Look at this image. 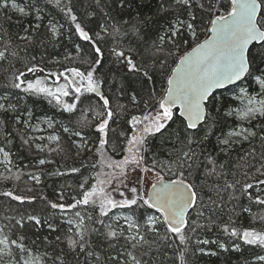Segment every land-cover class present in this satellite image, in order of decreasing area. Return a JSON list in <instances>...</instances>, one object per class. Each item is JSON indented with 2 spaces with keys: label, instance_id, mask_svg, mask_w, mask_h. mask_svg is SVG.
I'll list each match as a JSON object with an SVG mask.
<instances>
[{
  "label": "trees",
  "instance_id": "trees-1",
  "mask_svg": "<svg viewBox=\"0 0 264 264\" xmlns=\"http://www.w3.org/2000/svg\"><path fill=\"white\" fill-rule=\"evenodd\" d=\"M4 1L13 0H0V3ZM14 1L24 8L23 14L6 7L0 8V51L6 52V59L0 60V103L12 106L8 112L0 111V148H3L9 157L8 168L0 167V193L11 191L14 195L25 197V201L21 203L0 195V236H6L11 241L23 235L26 248L42 264H52L48 257L53 254L54 250L55 253H60L61 248L67 252V238L75 232L67 221L70 219L73 223H80L82 218L90 233L86 237L87 249L93 255L88 257L86 254H80L79 264H122L128 259V252H132L141 264H181L182 249L183 264H264V261L258 259L264 256V248L246 245L239 237H230L216 226L231 220L233 223L230 227L234 226L241 232L244 229L264 231V219H260L264 217V205L255 203V200L249 199L248 195H242L238 185L236 190L228 189L221 193L224 197V201L221 202L222 208L209 206L210 186L213 183L222 184L223 180L205 182L204 176L206 157H211L218 164L226 165L224 170L228 172L229 182L239 179L241 183L255 184V181L249 180L243 174L247 171L251 176L255 174V170L246 165L242 167L245 162L240 157L255 151L256 159L253 160L251 156L247 159L259 167V157L261 152H264V141L261 140V137H264V117L242 121L234 115H225L238 107V102L234 97L235 88L244 85L250 92L257 94L259 88L255 81L245 80L240 85L230 87L232 90L216 91L218 99L216 106L211 109L212 119L198 126L199 134L195 135L191 146L184 142L187 130L182 126V118L178 116L176 109L173 110L174 121L166 122L165 129L154 136L152 134L145 136L144 142L157 150L165 162L171 163L176 159L174 149L182 148L184 151L190 149L196 153L192 175L187 176L186 179L196 186L204 203L200 208L190 210L191 219L195 220L198 211H203L204 217L199 222L207 224L211 216L215 224L211 230L199 228L195 238L188 231L190 239L186 246H178V241L166 240L164 238L166 230L161 227L159 235L153 232L146 233L149 244H145L141 249H132L123 239L109 240L100 234L107 229L88 219L89 215L93 219L99 216L98 207L81 206L71 211L61 212L59 209H52L49 201L65 205L74 203L73 197L80 198L79 185L85 179L89 180V184L96 182L95 178L99 176L103 155L116 160L126 156L128 140L135 128L139 126V124L130 123L132 117L136 116L141 121H145L143 117L156 110L158 105L155 101L164 95L162 90L164 77L159 72V64L155 62L154 57L145 52V49L151 46L158 34H162L161 29L167 28L169 20L174 21L175 14H158L160 0H131L130 4L124 8L120 7L117 0H100L99 4L97 0H62L60 8L71 7L73 14L77 16V22L89 32L95 42L101 25L107 26L108 32L113 31V25L119 27L121 33L127 32V35L102 33L105 39L97 41L98 46L103 50V66L96 75L101 81V92L109 98L114 112L112 120L109 121L107 143L101 153L97 151L99 134L95 131V125L100 120L96 113L104 109L98 96L85 94L80 101L76 102L74 101L75 94L69 90L70 94L61 97V100L64 103L76 102L77 108L72 113H67L51 97L25 93L12 87V83L16 82L15 75L23 71L26 75L22 79L26 81L40 79L43 81V87L54 90L53 81L59 84L66 83L63 76L59 75L60 73L71 78L72 74L67 71L68 69L75 68L80 71L87 69L88 65L83 61L95 59L92 44L87 41L80 42L69 18L61 11L64 17L61 20L53 13V8L57 10L58 7L48 4L46 0ZM221 2L226 4L227 0H221ZM36 8L40 11L37 12ZM191 11H194L197 16L198 30L206 29L209 26L207 17L202 15L198 8L191 9ZM37 15L40 16L39 20L36 19ZM183 18L187 20V12L183 13ZM37 24H39L38 28ZM52 24L58 29L56 37H53L49 30ZM133 26L139 30L138 35L143 39H137V35L133 34L131 31ZM24 29H28V32L25 33ZM26 34L32 36L33 43L27 44L19 39V36ZM206 35V32L199 31V40H203ZM184 36H187V33H184ZM188 40L189 42L183 45L174 57L169 58L170 67H175L174 61L197 42L192 41L190 37ZM76 44L81 46L82 51L77 52ZM112 48L117 50L131 48L132 51L128 52V55L138 64L148 68L155 83L142 74L129 73L126 64L119 63L113 56ZM12 52H16L17 55H10ZM33 66L38 71L28 73L27 68ZM23 87H26V84L22 85ZM152 93L156 94L155 100H149ZM133 96L137 98L135 104L132 102ZM145 101H149L147 106ZM17 120L20 122L17 123ZM49 123L52 127H49ZM36 124L44 126L48 135H56L59 140H44L37 145V141L31 137ZM240 126L250 129L256 133V136L250 141H241L231 145L226 154L222 151L225 146L221 145L220 141L229 131L236 130ZM64 127L69 128L70 131L64 132ZM76 131L81 132L83 138L73 135ZM24 140H28V143L25 144ZM41 147L43 151L39 150ZM50 149H55V151ZM40 159L51 161V163L46 162L40 165ZM73 168L79 171L72 172ZM173 171H175L174 164ZM32 175L40 177L39 183L30 178ZM167 178L176 179L177 176L172 174ZM229 193L236 198H230ZM61 195H63V200L60 199ZM249 195L252 197L259 195L264 198V191L260 187H254L249 190ZM214 198L219 200L218 197ZM77 211L81 213V217L75 216ZM149 211L150 214H157L154 210ZM116 213L127 215H132V213L126 208H117L112 209L108 217L103 218L107 224H112L113 228L119 232L120 226L126 228L127 225H120L119 221L113 219ZM29 216L39 219L41 224H35L34 220L28 219ZM134 219L143 223L139 215H135ZM17 220L23 223V228L16 223ZM48 224L54 225L57 230L51 231ZM92 228L100 229V232H93ZM141 232L144 233L145 229L142 228ZM57 236L64 239V245H59L56 241ZM198 240L224 243L225 249H220L218 244L214 243H198ZM11 251L15 264L18 261L23 264V256L28 253L21 254L14 246L11 247ZM213 252L216 254L211 255ZM97 255L101 257L99 261L96 260ZM63 259L64 264H76L77 256L69 253ZM57 264H60V261H57Z\"/></svg>",
  "mask_w": 264,
  "mask_h": 264
},
{
  "label": "snow or ice",
  "instance_id": "snow-or-ice-1",
  "mask_svg": "<svg viewBox=\"0 0 264 264\" xmlns=\"http://www.w3.org/2000/svg\"><path fill=\"white\" fill-rule=\"evenodd\" d=\"M48 4L54 7L60 8L61 0H46ZM121 8L128 6L131 0H117ZM100 3V0H97ZM7 7L6 3H0V8ZM13 9H17V5L14 0L11 3ZM198 8L201 14L207 17L208 26L206 29H199L196 23L197 16L191 9ZM60 10L67 16L70 23L75 28V34L82 41H87L92 44V48L95 52V59L92 61L84 60L83 62L88 65L85 71L72 68L67 71L71 72L72 76H64V73H60L63 76L66 83L59 84L57 81H53L55 86L53 88L43 87V81L37 79L35 81H26L22 79L26 75L21 71L18 75H15L12 83V87L20 89L25 93H32L38 95H44L56 100L58 105H61L64 112L72 113L77 108L78 101L85 94H95L99 97V102H102V108L104 111L97 112L96 115L100 117L99 123L95 125V131L99 134V147L98 152L102 153V149L107 143L106 136L109 129V121L112 120L114 112L111 108V102L109 98L105 97L101 92V81L97 77L96 73L103 66V50L89 35L80 23L77 22V16L73 14L71 7H63ZM223 10V11H221ZM20 13H24L23 8H19ZM39 12L40 9L36 8ZM158 14L174 13L175 19L169 20L166 29H161L162 34H158L157 38L151 43V46L145 49V52L155 58V62L159 64V72L164 77V85L162 90L164 95L156 100L158 105L155 115L147 114L143 117V120L148 121V124L143 128L142 132L132 139L128 140V144L131 147L128 149L129 157L124 161L109 164V167L119 169L118 172L106 174L111 179H100L97 176L96 182L89 184V180L85 179L80 185V198L76 199L72 204L65 205L64 203H55L49 201V205L52 209H59L61 212L71 211L78 207H98L99 216L95 219L89 215L88 219L93 221L94 224H99L101 227L106 228L107 231L100 232V229L92 228L93 232H100L101 235L109 240L119 241L123 239L127 246L132 249H141L145 244L150 242L146 239V233L153 232L159 235L160 228L163 227L166 231L164 238L166 240L178 241V246H186L190 239L188 230L195 232L199 228H207L211 230L215 224V220L210 216L207 224L200 223V219L204 217L203 211H198L195 220L191 219L189 209H198L201 207L203 197L197 191L196 186L186 179L187 176L192 175L193 164L195 163L196 153L191 151H184L181 149H174L176 152V159L171 163L165 165L169 172L176 175V179H170L165 181L161 173H155L157 179L151 184L150 188H145L144 177H135L131 185L123 182L121 177L127 179L126 167L129 165H135L138 169L145 173L154 172L156 162H153V166L149 168L143 161L139 153L138 146L143 145L144 135L143 133L161 132L165 129L166 122L174 121L173 108L177 109L179 117H182L181 124L187 130L185 137L186 144L191 146L194 143L195 135L199 134L198 125L206 123L212 119L211 109L216 106L217 96L216 90H232L230 86L237 85V82L245 80H253L259 86V92L257 96H252L244 88H240L239 97L241 99H247V104L242 109L234 110L235 115L242 121H251L257 117H264V0H227L226 4H223L221 0H160L159 7L157 9ZM187 12V20L183 18V13ZM37 20L40 16L37 15ZM127 23V21H125ZM39 27V24L36 25ZM113 31L108 32L107 26L101 25L100 32L96 34L97 40H102L101 33L107 35H127V32L121 33L119 27L113 25ZM53 37L58 35V29L56 25L52 24L49 29ZM25 33L28 29L23 30ZM134 35H137V39H143L138 35V29L133 26L131 29ZM199 31H204L208 35L203 41L199 40ZM187 33V36H184ZM192 41H197L195 47L190 50H185L184 54L179 56L178 60L174 61L175 67H170L168 60L170 57H174L176 52L181 47L189 42L188 38ZM19 39L27 44L33 43L31 35H21ZM79 48L77 52H79ZM132 49L117 50L112 48L111 52L119 63H125L127 71L133 74H142L149 81L155 83L154 77L148 68L142 64H138L128 52ZM10 55H17L16 52L10 53ZM6 59V52L0 51V60ZM38 69L28 67V73H34ZM78 78V79H77ZM26 87L22 88V85ZM74 93L73 103H64L61 97L68 96ZM155 93H152L149 100H155ZM259 97V99L257 98ZM132 102H137L136 96L132 97ZM149 101H145L147 106ZM11 105L6 106L0 103V111L8 112ZM123 107V105H121ZM225 115H233V112H227ZM17 123L20 121L17 120ZM27 123V122H25ZM133 125L141 123L140 118L133 116L131 122ZM49 127H52L49 123ZM64 132H69L70 129L64 127ZM73 135L82 137L81 132L76 131ZM206 135V134H205ZM256 133L248 128H240L239 130H233L227 134V136L220 141L221 145L225 147L222 149L227 154L228 148L235 143L241 141H250L254 138ZM83 138V137H82ZM50 141H58L59 137L52 135L48 137ZM264 141V137H261ZM182 142V143H184ZM27 144L28 140H24ZM79 147V145H77ZM43 151L41 147L39 149ZM55 151V149H50ZM0 153L4 154L5 160H7L8 153L0 148ZM251 156L253 160L256 159L255 151L247 153L245 156L240 157L245 162V165L255 170V174L249 176L245 171L243 174L248 177L249 180L255 181V184L244 182L241 183L239 179H234L229 182L227 179L228 172L225 171L226 165L218 164L217 161L211 157H206L205 164V182L209 180L220 181L223 183H213L209 188L208 204L209 206H215L216 208H222L224 197L222 192H226L228 189L236 190L237 186H240L241 194L248 195L249 199H254L255 203L264 205V198L257 195L252 197L249 195V190L254 187H260L264 191V152H261L259 157V167H256L254 163H250L247 159ZM51 163L44 159L39 160L40 165L45 163ZM173 164L175 165V171H173ZM199 166V165H197ZM10 171V170H9ZM72 172H78L79 169L73 168ZM163 172V168H161ZM235 176V173H233ZM31 179L39 183L40 177L38 175H32ZM112 179L118 181L113 186V191H118L119 196L122 199L113 198L112 192L108 191L106 185H111ZM121 184L127 189V195L125 191L121 190ZM139 185V186H137ZM0 195L10 197L12 200L23 203L25 197L14 195L11 191H5ZM214 197H218L219 200ZM229 197L236 198L232 193H229ZM63 200V195L60 197ZM29 202H31L29 200ZM126 208L132 215H125L123 217H114L117 221L121 218L125 221L127 227L120 226L121 230L117 232L112 224H107L104 217H108L109 212L112 209ZM143 209V212H141ZM149 210L159 213V216L150 214ZM247 210V209H245ZM135 215L141 216L143 223L134 219ZM213 215L215 213L213 212ZM76 217H81L79 211L75 212ZM29 220H34L35 224H41L39 219L33 216L28 217ZM112 219V217H109ZM264 219V217H260ZM21 228L24 227L20 220L16 221ZM68 224H73L72 220L67 221ZM233 222L229 220L223 225H216L221 228V231L230 237H239L244 244L254 247L264 248V231H256L254 229H244L242 232L236 227L231 226ZM51 231L55 232L57 229L54 225L48 224ZM76 231L71 237L67 238V252L61 248L60 253H55L48 258L52 261V264H64L63 257L69 253L76 254L79 264V255L86 254L88 257L93 255L88 251V241L86 237L90 234L89 228L84 224L83 219L79 224L75 225ZM144 228L145 232L142 233L141 229ZM25 237L19 236L17 240H9L8 237L0 238V259L5 256L11 257L13 255L11 247L14 246L19 249L21 254L27 252L28 258L23 259V264H40V260L32 256L30 250L26 248L23 243ZM19 241V242H18ZM56 241L59 245H64L65 241L60 236L56 237ZM198 243L218 244V247L222 250L225 249L224 243H218L217 241L198 240ZM112 245H110L111 247ZM171 246V245H169ZM203 251V249H200ZM213 252L211 255H215ZM128 259L123 261L122 264H141V261L132 253H127ZM101 257L96 256V260L99 261ZM116 259V257H112ZM259 260L264 261V256L258 257ZM8 264H12V261H8ZM17 264H20L18 261ZM181 264H183V249L181 250Z\"/></svg>",
  "mask_w": 264,
  "mask_h": 264
},
{
  "label": "rangeland",
  "instance_id": "rangeland-1",
  "mask_svg": "<svg viewBox=\"0 0 264 264\" xmlns=\"http://www.w3.org/2000/svg\"><path fill=\"white\" fill-rule=\"evenodd\" d=\"M13 1H4L3 3H6L7 4V7L6 8H8V9H10V10H17L18 11V9L19 8H23L22 6H21V4H19V3H17V2H15V4L17 5V9H13L12 7H11V3H12ZM61 2H62V0H61ZM63 5V4H62ZM24 9V8H23ZM53 13L54 14H56V15H58L59 17H60V19L61 20H63L64 19V17H63V14L61 13V10L59 9V8H57V10H55L54 8H53ZM19 12V11H18ZM210 26V25H209ZM67 27V26H66ZM68 28V27H67ZM72 33H73V30H72ZM101 35H103L102 33H101ZM104 39H105V37H103ZM97 40V39H96ZM98 41V40H97ZM97 41H96V43H97ZM80 42H82L83 43V41L82 40H80ZM79 48V50L80 51H82V48H81V46L79 45V44H76V49H78ZM70 77V76H69ZM240 88H244V89H246L247 91H248V93L250 94V95H252V96H257V94H252L244 85H241V86H239V87H236L235 88V93H234V97H235V99L237 100V102H238V107L236 108V109H242L243 107H244V105L245 104H247V99L245 98V99H241L240 97H239V92H240ZM258 88H259V86H258ZM259 91V90H258ZM258 99H259V97H257ZM157 108H158V106H157ZM156 108V109H157ZM235 109V110H236ZM155 112H156V110H154L153 111V113H151V115H155ZM233 112V115L237 118V116L235 115V112H234V110L232 111ZM240 120V119H239ZM148 124V121H141V123L139 124V126L137 127V128H135V130L132 132V134H131V136H130V138L129 139H132L133 137H135V136H137L138 134H140L141 132H142V130H143V128L146 126ZM240 128H242L241 126L240 127H238L236 130H239ZM33 134H31V137L35 140V141H37V145H39V143H41L42 141H44V140H49L48 139V137H50V135H48L47 134V130H46V128L44 127V126H42V125H40V124H36V126H34L33 127ZM162 131V130H161ZM233 131V130H232ZM229 132H231V131H229ZM228 132V133H229ZM158 133H160V132H152V133H143V135H144V138H145V136L147 135V134H152L153 136L154 135H156V134H158ZM227 133V134H228ZM227 136V135H226ZM144 141H145V139H144ZM131 147V145H129L128 144V149ZM138 148H139V155L141 156V157H143V161H144V163L149 167V168H151L152 166H153V162L155 161L156 162V167H155V171L154 172H149V173H145V172H143V171H141L140 169H138L135 165H129V166H127L126 167V169H125V171H126V173H127V179H124L123 177H121V179L123 180V182L124 183H126V184H129V185H131L132 183H133V180H134V178L135 177H144L145 178V182H144V186H143V188H141V191H143L145 188H149V186L153 183V182H155L156 181V179H157V176H156V174L155 173H161V175H163V177L165 178V179H168L167 177L168 176H171L172 175V172H169L168 171V169H167V167L165 166V165H167L168 164V162H165V160L163 159V156H161V155H159L158 154V152H157V150H155V149H153V147L150 145V144H146L145 142L143 143V145H140V146H138ZM93 148L91 147V150H92ZM157 155V157L155 156V155ZM129 157V152H128V150H127V153H126V156H124V157H122V158H120V159H110V158H108V157H106V156H102V159H101V166H100V172H99V178L100 179H111V177L110 176H107L106 174H109V173H113V172H118L119 171V169H117V168H114V167H109L108 165L109 164H115V163H119V162H122V161H124L126 158H128ZM8 166H9V157H7V160H5V157H4V154L3 153H0V167H3V168H8ZM161 168H163V172H161ZM118 183V181L117 180H115V179H112V183H111V185H106V187H107V189H108V191H110V192H112V195H113V198H115V199H122V197H120L119 196V192L118 191H113V186L115 185V184H117ZM137 186H139V185H137ZM121 190H123V191H125L126 192V194L127 195H131L130 193H127V189H125L124 187H123V184H121ZM125 215H127V214H122V213H116V214H114L113 215V219H114V217H123V216H125ZM152 215H156V216H159V213H157V214H152ZM114 220H116V219H114ZM117 221V220H116ZM119 223H120V225H126V223H125V221L121 218L120 220H119ZM76 224H79V222H75V223H73V224H71V226H72V228L76 231V228H75V225ZM189 231V234L192 236V237H196L197 235V231H198V229L195 231V232H192L190 229L188 230ZM0 238H3V237H1L0 236ZM32 256H34V257H36L35 255H33L32 254ZM28 258V255H26V256H23V259H27ZM37 258V257H36ZM22 259V260H23ZM38 259V258H37ZM8 261H12V264H15V261H14V257H8V256H5V257H3L2 259H0V263L1 264H8ZM40 264H42L41 263V261H40Z\"/></svg>",
  "mask_w": 264,
  "mask_h": 264
},
{
  "label": "water",
  "instance_id": "water-1",
  "mask_svg": "<svg viewBox=\"0 0 264 264\" xmlns=\"http://www.w3.org/2000/svg\"><path fill=\"white\" fill-rule=\"evenodd\" d=\"M207 35H208V34H207ZM205 38H206V37H205ZM205 38H204V39H205ZM204 39H203V40H204ZM203 40H201V41H203ZM193 47H195V45H194ZM190 49H191V48H190ZM190 49H189V50H190ZM237 83H238V82H237ZM216 91H217V90H216ZM174 109H176V108H173V110H174ZM176 110H177V109H176ZM177 114H178V112H177ZM178 116H179V115H178ZM181 118H182V117H181ZM198 126H199V125H198ZM164 180L167 181V180H170V179H165V178H164ZM153 183H154V182H153ZM150 186H151V185H150ZM150 186H149V188H150ZM190 210H191V209H189V212H190Z\"/></svg>",
  "mask_w": 264,
  "mask_h": 264
},
{
  "label": "flooded vegetation",
  "instance_id": "flooded-vegetation-1",
  "mask_svg": "<svg viewBox=\"0 0 264 264\" xmlns=\"http://www.w3.org/2000/svg\"><path fill=\"white\" fill-rule=\"evenodd\" d=\"M241 82H238L237 85H240ZM237 85H233V86H230V87H235ZM221 90H224V89H221ZM218 91V90H217ZM252 93V92H251ZM253 94V93H252Z\"/></svg>",
  "mask_w": 264,
  "mask_h": 264
}]
</instances>
